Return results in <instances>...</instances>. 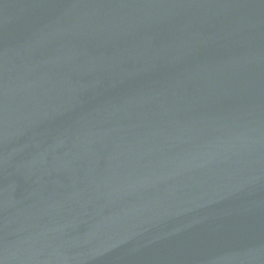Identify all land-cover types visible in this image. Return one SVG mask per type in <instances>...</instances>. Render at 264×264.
Returning <instances> with one entry per match:
<instances>
[{"label":"water","instance_id":"water-1","mask_svg":"<svg viewBox=\"0 0 264 264\" xmlns=\"http://www.w3.org/2000/svg\"><path fill=\"white\" fill-rule=\"evenodd\" d=\"M0 264H264V0H0Z\"/></svg>","mask_w":264,"mask_h":264}]
</instances>
